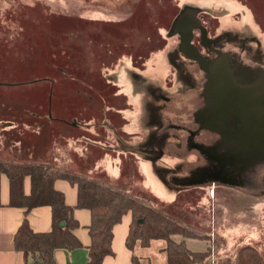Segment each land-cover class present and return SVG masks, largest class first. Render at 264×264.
<instances>
[{"label":"rangeland","instance_id":"obj_1","mask_svg":"<svg viewBox=\"0 0 264 264\" xmlns=\"http://www.w3.org/2000/svg\"><path fill=\"white\" fill-rule=\"evenodd\" d=\"M182 14L191 21L183 29L197 50L189 55L173 27ZM222 32L237 36L222 50L235 68L264 66V0H0V104L14 115L36 112L47 123V129H16L49 154L47 165L57 163L51 151L60 148L65 171L127 190L209 235L211 263L243 245L264 244V158L236 163L243 170L225 168L231 187L190 188L174 202L162 200L166 188L151 187L150 178L165 165L171 173L208 165L209 156L192 142L205 153L224 148L209 117L215 100L226 108L228 99L242 95L238 89L221 95L218 77L213 85L205 70L204 62L215 65L208 58L216 55L212 41ZM258 84L249 88L257 91ZM3 142L0 137L3 151L18 153L17 143ZM183 145L191 154L178 151ZM251 229L259 236L244 243L241 234Z\"/></svg>","mask_w":264,"mask_h":264},{"label":"trees","instance_id":"obj_2","mask_svg":"<svg viewBox=\"0 0 264 264\" xmlns=\"http://www.w3.org/2000/svg\"><path fill=\"white\" fill-rule=\"evenodd\" d=\"M0 109V113L5 116L0 121L12 119L15 123L8 130L14 135L10 138L12 142L24 143L22 134L16 131L23 124L39 130L44 125L45 129L49 128L47 123L40 121V115L36 112L23 109V115H14L11 106L4 102H1ZM0 136L3 141L8 138L3 133ZM3 143L6 145V140ZM0 172L5 173L10 180L12 206L24 208L25 212L43 205L51 208L49 231H33L24 218L14 235L15 250L37 263L56 264L53 257L55 249L71 251L81 246L73 233L79 225L72 217L73 207L68 206L63 194L53 188L56 179H65L77 188L76 206L86 208L91 213V222L88 225L90 243L87 246L88 259L85 264H102L105 256L114 254L111 247L113 226L128 212L132 219L126 245L131 251L137 243L147 248L152 240L160 239L166 243L167 264H264V244L260 247L253 244L243 245L234 254L215 258L210 263L208 257L212 242L209 235L190 228L187 223L173 218L163 210L156 209L147 200L102 181L43 163L0 161ZM25 176H29L31 181L28 195L23 193ZM190 239L207 240L208 244L203 250L194 251L188 246ZM213 244L215 245L214 241ZM131 262L141 264L134 254L131 255Z\"/></svg>","mask_w":264,"mask_h":264},{"label":"crops","instance_id":"obj_3","mask_svg":"<svg viewBox=\"0 0 264 264\" xmlns=\"http://www.w3.org/2000/svg\"><path fill=\"white\" fill-rule=\"evenodd\" d=\"M54 119H52V118ZM243 117V116H242ZM56 117L49 116L48 120L50 122H55L57 119ZM250 120L252 118L249 117ZM243 117V124H242V133L244 135H248L246 137L251 138L249 136L253 133L252 125H250V121ZM214 124H216L213 121ZM15 123L13 120H2L0 121V134L3 133L8 138L5 139L10 140L11 135L13 133H9L8 130L14 127ZM27 129H30V126L25 125ZM241 126V124H240ZM240 128V127H239ZM30 131V130H28ZM247 131V132H246ZM257 131V130H256ZM6 132V133H5ZM246 132L247 134H245ZM27 132H25V135ZM152 135V134H151ZM1 137V136H0ZM151 138V137H150ZM247 138V139H249ZM246 141V138L243 139ZM241 140L242 142H245ZM7 143V142H6ZM19 145V150L17 154L13 153V149L3 151L0 147V161L3 162H27V163H43L47 165V160L45 157L49 156L44 152H39L38 146L30 142L29 140H25L24 143L15 142ZM11 146V145H10ZM36 148V151H35ZM171 148H168L170 150ZM178 150V149H177ZM191 154L190 151L184 147L180 148V150ZM198 151V150H197ZM3 152V153H2ZM52 154L54 157L52 161H56L52 165H55L59 168H62V153L61 149H52ZM165 152V151H164ZM252 152H240L242 156L252 157L259 153ZM174 151L169 153L173 155ZM66 154V153H64ZM168 154V153H167ZM164 155V154H163ZM38 158L40 161H37ZM172 167V166H171ZM171 167L165 165L160 171L159 169L154 170V174L151 175L150 182L151 187H155L156 185H160L161 187H165L167 193H160V197L162 200H166L168 202H174L175 197L179 191L188 190L194 187H203L209 186L211 184H222L225 186H233V184L228 183V181L220 179L221 177H205L204 173L196 172L197 169L189 170L185 169H173V173L170 172ZM242 170L244 169L241 168ZM188 170V171H187ZM116 169H114V173H116ZM169 171V172H167ZM218 171H220L218 169ZM215 172L218 174L220 172ZM165 172V175H164ZM220 175V174H219ZM228 176V175H227ZM160 180V184L158 182ZM167 180L174 182L175 188L173 189L169 186ZM53 188L59 192H61L64 196L65 203L73 207L72 217L78 222V227L73 230L74 235L78 238L81 243V246L68 251L66 249H55L53 251V257L55 259L56 264H85L88 259V249L87 246L90 243V236L88 232V225L91 222V213L86 208H79L76 206L77 203V188L75 185L71 184L69 181L65 179H56L53 182ZM31 191V181L29 176H25L23 179V193L28 195ZM174 198V199H173ZM26 219L31 229L35 232H46L49 231L51 228V208L47 205L37 206L30 209L28 212H25L24 208L12 206L10 204V180L8 176L0 172V264H40L35 262L31 257H25L21 253L17 252L14 247V235L17 231L18 227L21 225L23 219ZM132 216L130 212L124 214L121 220L113 226V238L111 242V247L113 250V255H107L104 257L102 264H132L131 262V255L134 254L135 256L140 257L141 262H147L148 264H167V254L165 251L166 243L164 240L156 239L150 242L149 247L142 248L137 243L133 249V251L129 250L126 245V238L129 232V226L131 222ZM238 229V228H237ZM232 229L229 230V236L232 234L230 233ZM244 236L243 241L249 240L250 242L259 236V229H251L250 233L246 232L241 234ZM228 236V239H229ZM234 237V235H233ZM239 245H242V241L239 240ZM244 242V243H248ZM188 246L190 249L194 251H201L206 247V244L202 240L190 239L188 240Z\"/></svg>","mask_w":264,"mask_h":264},{"label":"flooded vegetation","instance_id":"obj_4","mask_svg":"<svg viewBox=\"0 0 264 264\" xmlns=\"http://www.w3.org/2000/svg\"><path fill=\"white\" fill-rule=\"evenodd\" d=\"M224 32L217 35L212 41L214 52H216V55L211 56V53L209 54L208 61L215 62L219 64V71L217 70L216 76L217 79V90L222 92L221 95H224L226 93V96L229 97V92H233L234 89H246L249 86H253L254 83L259 82V84L256 86L258 90H261L260 92H264V66L258 67L251 70L243 69V68H235L233 64H236V62H231V56L230 54L223 52L224 49V41L229 39H236V35H231L229 37H226L223 35ZM211 44L209 39L205 40V52L207 55L209 45ZM205 55V53H204ZM225 67L224 69L222 67ZM256 74V76H254ZM260 87V88H259ZM216 109L212 112L213 117H209L210 120L214 121L216 123V131L222 135L223 150L216 151L213 150V152L205 153L206 148L201 146L200 148L197 143L190 142L191 145H195V148H197L198 152L201 155H208L209 161L208 165H201L197 167L196 172H203L205 177H221L220 179L228 181L229 179L225 178L221 173L215 174V172L220 170V168H223L225 171V168L229 170L239 171L241 168H238V160H244L243 156L240 155V152H247L249 149L241 148L239 147V141L243 139H247L248 135H244L242 132V124L243 117L241 114L237 113V110H229L226 106V108L223 105H219L216 103ZM234 108V107H233ZM211 114V115H212ZM262 121H264V108H262ZM199 120H201V117H199ZM248 121V120H247ZM241 124V126H240ZM240 127V128H239ZM264 139V134L262 136ZM239 140V141H238ZM242 143V142H241ZM188 147V145H187ZM189 148V147H188ZM262 150H264V142L263 146L261 147ZM189 150V149H188ZM210 150V149H209ZM238 161V162H237ZM240 163V162H239ZM242 163V162H241ZM195 169V168H194ZM228 173H230L227 170ZM220 174V175H219ZM228 177V176H227Z\"/></svg>","mask_w":264,"mask_h":264},{"label":"water","instance_id":"obj_5","mask_svg":"<svg viewBox=\"0 0 264 264\" xmlns=\"http://www.w3.org/2000/svg\"><path fill=\"white\" fill-rule=\"evenodd\" d=\"M183 15V14H182ZM181 17H178L175 22H174V28L180 33L181 36V43H180V47L181 50L183 51V53H185L186 55H189L191 52L193 51H197L195 48L192 47V45H190V43L188 42L190 35L187 36L186 31L187 29H183L184 25H187L189 28V24L191 21L187 20V19H183L184 15ZM192 18V17H191ZM194 20V18H192ZM188 32V31H187ZM199 61H201L200 58H198ZM219 65L218 63H208V62H204V66H205V70H207V72L209 73V76L211 74V82H213V85L216 84V73L217 70L219 69V67L217 66ZM216 67V69H215ZM225 68V67H224ZM219 71V70H218ZM254 88V87H253ZM253 88H246V89H238L237 90V94L239 92V94L242 95L240 100H237L235 102V100H228L226 101L225 105L227 106V108L229 110H237L238 114H241L245 119H248L251 123L250 125H252V129L253 133H251L249 136H251V138L243 140L245 142H240L239 140V147L241 148H246L252 151H254L253 153H259L257 155H254L252 157H248L247 156H243V161L242 160H238L240 163L242 162L243 165H245L246 162H248V164L250 162L255 163L258 159H263L264 158V150L261 149V147L263 146V142L264 139L262 138L263 134H264V121H262V108H264V92H260L261 90L256 89L257 91H253ZM212 94L215 97V91L214 89H212ZM234 107V108H233ZM252 118V120L249 119ZM216 128V124L215 127ZM257 130V131H256ZM247 132V131H246ZM246 132H244L245 134H247ZM241 155V153H240ZM242 156V155H241ZM253 159V161H251ZM237 161V162H238ZM251 163V164H252ZM220 172L225 178L229 179L227 177V175L224 173V169L220 168ZM229 183H231V181H229Z\"/></svg>","mask_w":264,"mask_h":264}]
</instances>
